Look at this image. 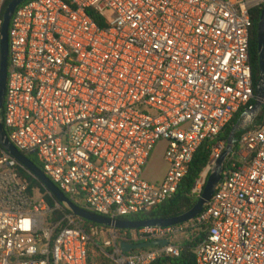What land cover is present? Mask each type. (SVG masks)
Masks as SVG:
<instances>
[{
    "label": "built area",
    "instance_id": "2783aa9c",
    "mask_svg": "<svg viewBox=\"0 0 264 264\" xmlns=\"http://www.w3.org/2000/svg\"><path fill=\"white\" fill-rule=\"evenodd\" d=\"M263 6L264 0L22 4L9 30L3 122L10 142L36 157L44 174L88 212L116 221L156 209L176 195L201 146L257 107L251 37L254 12ZM261 102L259 116L237 134L208 206L174 227L88 231L65 206L52 208L39 191L30 195L26 169L2 150L0 264H99L90 261L97 257L153 264L179 258V238L198 236L197 264H264ZM161 142L168 170L162 182L150 183L143 173ZM228 147L220 142L213 149L192 188L198 199ZM161 240L168 245L121 248Z\"/></svg>",
    "mask_w": 264,
    "mask_h": 264
},
{
    "label": "water",
    "instance_id": "95a60500",
    "mask_svg": "<svg viewBox=\"0 0 264 264\" xmlns=\"http://www.w3.org/2000/svg\"><path fill=\"white\" fill-rule=\"evenodd\" d=\"M31 0H12L8 5L3 18V25L0 30V146L1 148L13 156L34 178L42 183L48 193L55 198V200L62 206L68 208L74 215L84 221L94 223L103 227L115 228L118 230H138L148 227H174L179 226L189 221H192L199 216L212 200L217 187L223 179V172L225 169V162L237 141V134L245 127L251 125L259 116L263 109L261 100H264V8L262 10L261 18L258 25V53L260 64V80L256 87L255 94L257 97V107L255 110L248 112L243 119L234 127L229 137L228 150L215 163L211 174L208 177L207 184L204 188L202 196L199 198L197 204L189 211L177 217L157 219V220H140V221H125V220H111L103 216L88 212L81 207L72 203L63 192L44 174V172L33 163L28 157L24 156L19 150L10 142L3 122L4 102L6 97L8 68L10 59V40L9 30L12 18L16 10L24 3ZM169 241L161 240L156 242H149L140 245H129L123 243L122 250L125 253L131 252L133 249H143L156 246H167Z\"/></svg>",
    "mask_w": 264,
    "mask_h": 264
},
{
    "label": "trees",
    "instance_id": "16d2710c",
    "mask_svg": "<svg viewBox=\"0 0 264 264\" xmlns=\"http://www.w3.org/2000/svg\"><path fill=\"white\" fill-rule=\"evenodd\" d=\"M12 0H5L2 9H1V19L4 18V13L11 3ZM67 3H70L71 0H64ZM264 6L261 8H257L254 12L253 18V30H252V37H251V60L253 64V71H254V80H255V90L260 80V64H259V53H258V25L261 18L262 10ZM89 15L93 18V20L100 26L104 27V23L99 20L96 16H94L91 12ZM9 67H10V59H9ZM257 101H253V105H256ZM241 114L234 119L231 124L226 128V130L220 134V136L212 141L204 143L201 148L197 151L193 163L190 166V170L186 178L183 180L182 184L180 185L176 195L171 198L170 200L166 201L156 209L147 212L141 213L133 216L123 217L120 220L125 221H140V220H157V219H166V218H173L177 217L181 214L192 209L198 202V198L192 194V188L196 184L197 180L201 177V175L206 170L208 164L211 161V157L213 154V149L218 146L220 142L228 143L229 137L232 133V130L237 125L239 120L241 119ZM263 117H259V121H262ZM3 149L0 146V152ZM29 159L35 163L40 169L41 165L39 164L36 157H29ZM22 175L28 180L30 184V195H34L37 191L40 192L42 196H44L50 206L52 208L56 205V200L52 197L45 187L42 185L40 181L34 178L28 171L21 170ZM62 215L61 212L56 211L54 216L56 218H60ZM82 226L86 228L88 231L93 226H99L102 229H106V227L96 225L94 223L83 221ZM201 236H198L197 239L186 241L182 245V253L179 258H162L154 262L153 264H197V255H196V247L201 240ZM97 242L100 241V238L95 239ZM94 263L99 264H110V261L103 257H97L90 260Z\"/></svg>",
    "mask_w": 264,
    "mask_h": 264
},
{
    "label": "rangeland",
    "instance_id": "374dc122",
    "mask_svg": "<svg viewBox=\"0 0 264 264\" xmlns=\"http://www.w3.org/2000/svg\"><path fill=\"white\" fill-rule=\"evenodd\" d=\"M166 142H161L153 151L148 164L143 173V179L150 183L162 182L168 170V164L165 160ZM34 197L37 195L34 193ZM182 239L184 243L183 237ZM186 242V241H185Z\"/></svg>",
    "mask_w": 264,
    "mask_h": 264
}]
</instances>
